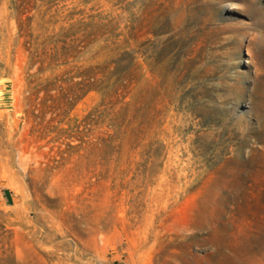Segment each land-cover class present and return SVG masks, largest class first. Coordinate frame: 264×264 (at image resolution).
<instances>
[{"label":"rangeland","instance_id":"obj_1","mask_svg":"<svg viewBox=\"0 0 264 264\" xmlns=\"http://www.w3.org/2000/svg\"><path fill=\"white\" fill-rule=\"evenodd\" d=\"M0 264H264V0H0Z\"/></svg>","mask_w":264,"mask_h":264}]
</instances>
